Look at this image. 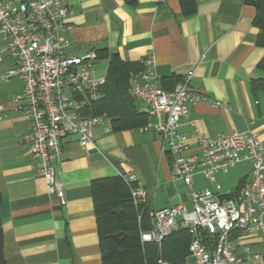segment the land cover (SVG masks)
I'll use <instances>...</instances> for the list:
<instances>
[{"label": "crops", "instance_id": "crops-1", "mask_svg": "<svg viewBox=\"0 0 264 264\" xmlns=\"http://www.w3.org/2000/svg\"><path fill=\"white\" fill-rule=\"evenodd\" d=\"M29 0H0L19 3ZM69 15L70 54L106 50L122 61L153 57L161 82L191 74L190 90L205 98L190 108L182 130L217 139L252 131L264 143V99L250 90L264 49L256 46L255 9L244 0H198L183 16L178 0H63ZM106 61L96 60L94 68ZM0 62V75L10 66ZM95 75V73H94ZM18 79L0 81V225L5 264H102L91 196L94 180L132 173L146 193L149 209L191 207L184 184L172 177L171 157L153 130L100 134L96 149L62 138L55 177L64 188L65 206L46 190L29 153L30 121L16 101ZM139 106V104H138ZM140 108V107H139ZM190 152H197L193 138ZM240 165L218 174L221 194L234 192L250 176ZM201 175L191 177L195 190ZM195 180V183L193 182ZM195 184L198 187H195ZM202 188V189H201ZM264 251L261 240H248Z\"/></svg>", "mask_w": 264, "mask_h": 264}, {"label": "built area", "instance_id": "built-area-1", "mask_svg": "<svg viewBox=\"0 0 264 264\" xmlns=\"http://www.w3.org/2000/svg\"><path fill=\"white\" fill-rule=\"evenodd\" d=\"M63 0L0 2V62L10 66L0 81L22 83L17 98L30 121L29 153L34 169L44 178L46 190L65 206L64 188L56 181L55 166L62 155V138L74 137L81 147L96 149L100 134L113 132L111 119L87 113L100 96L105 76L95 77L94 50L70 54L67 24L69 15ZM141 70L130 75V94L148 122L137 129L153 130L162 150L171 157L172 177L188 191L191 210L184 206L147 212L150 230L141 233L142 242L161 241L177 229L190 236L184 264H264V251H254L249 239L258 237L264 247V143L252 131L229 132L217 139L195 130H182V120L191 107L205 100L190 90L191 74L171 90L161 85L153 57L140 62ZM193 138L197 152L191 153ZM251 166L250 176L234 192L223 195L218 174L243 165ZM201 175L213 190H195L191 177ZM127 184L134 204L147 196L132 174L120 176Z\"/></svg>", "mask_w": 264, "mask_h": 264}, {"label": "trees", "instance_id": "trees-1", "mask_svg": "<svg viewBox=\"0 0 264 264\" xmlns=\"http://www.w3.org/2000/svg\"><path fill=\"white\" fill-rule=\"evenodd\" d=\"M181 13L187 17L195 12L198 0H178ZM255 9L253 25L258 29L256 46L264 49V0H244ZM97 60L106 61L104 85L100 96L88 106L87 113L105 114L111 119L113 132L137 130L148 122L130 94V75L141 70L140 63L122 61L106 50L95 51ZM256 69L261 77L252 79L250 90L264 99V55ZM171 77L160 85L171 90L180 81ZM244 181L239 183L238 190ZM120 176L105 177L92 181L91 196L96 217L102 264H184L188 255L190 236L184 229H177L160 244L142 242L141 233L150 230L147 212L148 202L134 204L131 189ZM1 200V197H0ZM0 264L2 255V230L0 225Z\"/></svg>", "mask_w": 264, "mask_h": 264}, {"label": "rangeland", "instance_id": "rangeland-1", "mask_svg": "<svg viewBox=\"0 0 264 264\" xmlns=\"http://www.w3.org/2000/svg\"><path fill=\"white\" fill-rule=\"evenodd\" d=\"M94 73H95V77H102V76H105V73H106V64L105 63H101L99 64V66L96 67V69H94ZM199 187L200 186H207L208 183L205 182L204 180H202L201 178L199 179ZM193 182L195 183V180L193 179ZM195 187H198L196 184H195ZM185 189V186L182 187ZM202 189V188H201ZM187 210L190 211L191 210V207L187 204Z\"/></svg>", "mask_w": 264, "mask_h": 264}]
</instances>
